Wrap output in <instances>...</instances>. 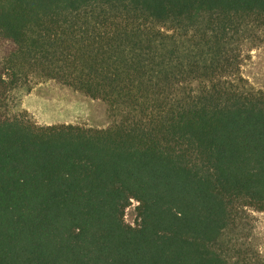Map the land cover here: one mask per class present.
Segmentation results:
<instances>
[{
	"label": "trees",
	"instance_id": "trees-1",
	"mask_svg": "<svg viewBox=\"0 0 264 264\" xmlns=\"http://www.w3.org/2000/svg\"><path fill=\"white\" fill-rule=\"evenodd\" d=\"M253 27L264 0H0V264H264L225 240L264 213V92L232 48ZM32 78L121 119L12 116Z\"/></svg>",
	"mask_w": 264,
	"mask_h": 264
},
{
	"label": "rangeland",
	"instance_id": "rangeland-1",
	"mask_svg": "<svg viewBox=\"0 0 264 264\" xmlns=\"http://www.w3.org/2000/svg\"><path fill=\"white\" fill-rule=\"evenodd\" d=\"M232 48L239 57L241 76L250 87L264 92V27L249 28L243 37L235 38ZM8 106L12 116L24 115L38 126L73 124L108 129L121 119L107 103L42 78H32L17 89ZM137 206L133 201L126 210L125 221L131 226H137ZM242 217L238 227L225 236L227 255L236 259L249 254L264 261V213L246 209Z\"/></svg>",
	"mask_w": 264,
	"mask_h": 264
}]
</instances>
